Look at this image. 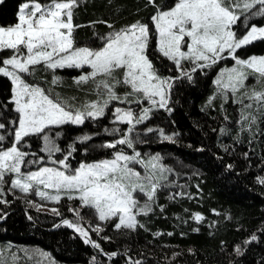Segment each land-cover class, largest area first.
<instances>
[{
    "label": "snow or ice",
    "instance_id": "1",
    "mask_svg": "<svg viewBox=\"0 0 264 264\" xmlns=\"http://www.w3.org/2000/svg\"><path fill=\"white\" fill-rule=\"evenodd\" d=\"M80 3L81 0H24L18 7L16 22L0 25V53H10L0 56V77L7 78L11 84V96L3 107L11 105V111L16 114L9 122L7 135L0 133V196H4V185L8 183L10 193L17 190L24 197L35 195L41 201L53 203L65 198L78 201L77 206L68 209L76 221L65 219L63 224L79 233L85 244L100 249V244L79 223L84 219L81 209L91 210L99 222L112 223L115 231H135L143 227L137 217L152 210L158 189L167 186L162 181L167 179L164 173L171 169L160 163L159 155L145 159L134 145L143 142L136 132L137 126L149 120L153 111H171L168 105L176 80L191 82L193 73L206 74L204 70L231 59L234 65L222 69L214 81L224 102L228 100V92L236 97L244 89L242 96L233 100L242 105L239 122L245 127L256 123L257 117L248 111L254 106L264 114V55L241 58L238 54L256 41H264V27L247 23L252 17L264 18V0H175L166 8L156 0H147V5L155 8L150 24L137 20L120 29L107 24L113 30L101 37L98 48L75 45L74 32L82 25L74 24L73 17ZM238 22L243 24V32L236 28ZM153 53L156 59L168 61L173 66L169 71L176 75L164 76ZM37 66L52 72L58 68L89 69L75 83L91 82L97 99L74 105L39 83L29 82L26 77L34 76ZM249 75L256 77L261 85L259 89L245 86ZM60 79L53 75L51 84H58ZM121 86L126 88L123 96L117 91ZM245 99L250 102L245 103ZM113 102L127 107L113 108ZM133 104L138 106V111L131 107ZM106 110L111 111L113 124L127 125L123 131L113 127L110 134L119 138L101 145L115 150L111 158L82 161L73 167L71 160L79 149L74 143L66 151L61 148L57 139L62 133L54 130L97 121L105 117ZM5 129L6 124L0 122V130ZM145 131H158L163 140H172L162 129L147 127ZM33 137L42 141L39 152L47 155L46 161L37 152L26 150L31 147ZM91 139L88 134L77 137L81 144ZM125 148L132 149V154ZM31 165L43 166L35 171L22 170ZM258 182L264 184V178H258ZM27 202L37 210L42 207L31 200ZM6 203L0 199V204ZM49 211L60 215L57 208ZM194 218L203 219L198 213ZM103 230L99 225L92 227L97 235ZM255 240L257 237L252 235L245 243ZM235 251L243 254L239 246ZM106 255L111 258L117 253ZM129 264L141 262L129 260Z\"/></svg>",
    "mask_w": 264,
    "mask_h": 264
},
{
    "label": "trees",
    "instance_id": "2",
    "mask_svg": "<svg viewBox=\"0 0 264 264\" xmlns=\"http://www.w3.org/2000/svg\"><path fill=\"white\" fill-rule=\"evenodd\" d=\"M22 2L24 0L0 2V25L16 22ZM174 2L156 0L162 8ZM154 12L155 8L147 5V0H81L73 17L74 24L82 25L74 32L75 45L98 48L102 44L101 37L113 30L107 24L115 29L137 20L150 24ZM247 23L262 27L264 18L252 17ZM236 28L239 32L244 31L242 23L238 22ZM9 54L5 51L0 56ZM238 54L241 58L263 55L264 41H256L239 50ZM153 58L164 76L176 75L169 71L173 66L168 61L156 59L155 53ZM231 62L228 59L226 64ZM218 68L219 65H215L204 70L206 74L193 73L191 82L176 80L168 105L171 111L155 110L149 120L136 128L143 142L136 143L135 149L142 156L159 155L160 163L171 169L167 179L162 181L167 186L158 189L152 210L137 217L142 228L115 231L112 223L104 222V230L97 235L88 228L90 219L87 218L88 223L81 220L80 225L87 228L91 239L100 244L97 249L85 244L81 236L62 224L65 219L76 221L77 218L68 211L69 207L78 205L76 201L62 199L54 207L60 215H54L51 211L37 210L27 202L28 197L5 189L4 196H0L8 201L0 204V217H3L0 219V246L37 250L46 255L51 264H129V260L141 264H264V184L258 182V178H264V114L259 112L256 123L245 127L238 122L237 103L233 104L231 100L210 103ZM88 71L87 68H58L52 72L37 66L34 76L26 79L39 83L74 105H81L97 99L91 82L75 83L76 78ZM53 75L61 78L56 85L51 84ZM125 90L123 86L117 88L121 96ZM10 96V82L0 77V122L6 124V129L0 133L5 135L11 128L10 120L16 115L11 111V105L3 107ZM115 106L121 107L113 102L112 107ZM135 106L131 105L132 108ZM106 113L105 117L86 121L82 126L64 125L54 130L62 133L57 139L61 148L66 151L68 145L74 143L79 149L71 160L73 167H78L82 161L90 163L111 158L115 150L101 145L119 138L110 134L113 127L123 131L127 125L113 124L111 111L106 110ZM147 127L162 129L164 134L172 136V140H163L158 131L146 133ZM84 134L92 139L81 144L77 137ZM9 140L10 137L5 143ZM30 144L26 150L37 152L46 161L47 155L39 152L42 141L33 137ZM125 151L132 152V149L125 148ZM39 166L43 165H31L22 170ZM197 213L203 217L201 221L195 220ZM252 235L257 240L246 244ZM105 236L110 239H102ZM237 246L242 255L236 253ZM113 252L117 253L115 257L106 255Z\"/></svg>",
    "mask_w": 264,
    "mask_h": 264
},
{
    "label": "rangeland",
    "instance_id": "3",
    "mask_svg": "<svg viewBox=\"0 0 264 264\" xmlns=\"http://www.w3.org/2000/svg\"><path fill=\"white\" fill-rule=\"evenodd\" d=\"M262 27H264V26H262ZM227 60H222V61H220L217 64V65H219V68H218V72H217V75H216L215 79L217 78L219 72L222 69H224V68H231L234 65V61H232L231 59L230 60L232 61L231 62L232 64H229V65L226 64V61ZM245 86L248 87V88H251V87H255V88L261 87V85L259 83H257L256 77L254 75H249V78L245 81ZM243 91H244V89H241L239 92H237L236 93V97H233L232 94H231V92H228L227 93L228 100H231L233 104H236V103L233 102V100L236 99V98H240L242 96ZM212 97H215V98L211 100V103H212L213 100H218L220 103L224 102V98L220 95V93H219L216 85H215V92H214V95ZM244 102L245 103H249L250 101H248L247 99H245ZM121 107L124 108L125 106L124 105H121ZM238 107H239V112H240V110L242 108V105L238 104ZM133 109H135V110L138 111V106L136 105L135 107H133ZM248 111H250L253 116H257L258 113H259L256 110V107L255 106L253 107V109H249ZM250 119H251V117H250ZM239 121H240V117H239L238 122ZM245 124H247V122H245ZM242 126H244V125H242ZM127 153L128 154H132L131 151H129ZM142 157H144L145 159H148V158H150L152 156H150V155H143ZM48 166H51V165H48ZM137 169L140 170L143 173V169H140L139 166H137ZM35 170H37V168L36 169H32V170H23V171H35ZM164 175L167 177V172L164 173ZM6 180H9L10 181V177H6ZM5 189H8L9 190V184L8 183H6L4 185V190ZM12 192H14L18 196L24 197V194L20 193L17 190H13ZM27 197L29 198V200L33 201L34 203L42 205V207L40 208V210L49 211V209L57 206V203H53V202H49V201H41L35 195H29ZM76 203L78 204L79 202L76 201ZM83 211H86V212H83ZM81 215L84 217V220H86V222H87V218H88V220L89 219L91 220L90 221L91 223H90V225L88 227L91 230H92V227H94L96 225H99L100 227H102L104 225L103 224L104 222H99L98 219H97V217L92 214L91 210L83 209ZM84 229L87 230V228H84ZM89 235H90V232H89ZM29 263L30 264H51L50 261H49V259L47 258V256L44 255L43 253L37 251V250L25 249V248H22L20 250V249L12 248L10 246H6V247H1L0 246V264H29Z\"/></svg>",
    "mask_w": 264,
    "mask_h": 264
},
{
    "label": "water",
    "instance_id": "4",
    "mask_svg": "<svg viewBox=\"0 0 264 264\" xmlns=\"http://www.w3.org/2000/svg\"><path fill=\"white\" fill-rule=\"evenodd\" d=\"M70 221V220H69ZM62 224H63V221H62ZM69 230H71V232H73L74 234H76V235H79L80 236V234L79 233H77L74 229H72V228H69ZM91 245V244H90ZM92 246V245H91Z\"/></svg>",
    "mask_w": 264,
    "mask_h": 264
}]
</instances>
